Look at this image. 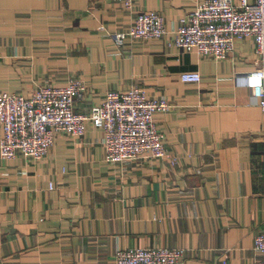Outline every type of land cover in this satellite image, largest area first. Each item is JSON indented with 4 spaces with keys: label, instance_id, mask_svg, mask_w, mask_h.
<instances>
[{
    "label": "crops",
    "instance_id": "obj_1",
    "mask_svg": "<svg viewBox=\"0 0 264 264\" xmlns=\"http://www.w3.org/2000/svg\"><path fill=\"white\" fill-rule=\"evenodd\" d=\"M199 1L0 0L1 90L28 95L78 76L88 110L109 89L143 86L173 104L154 120L178 159L107 163L89 122L82 136L57 133L39 160L0 159V264H114L117 248L135 246L182 247L183 264L260 258L264 115L242 75L264 70V59L250 37L222 60L168 45ZM145 10L160 12L169 32L117 44L112 34ZM188 70L200 80L182 81Z\"/></svg>",
    "mask_w": 264,
    "mask_h": 264
},
{
    "label": "built area",
    "instance_id": "obj_2",
    "mask_svg": "<svg viewBox=\"0 0 264 264\" xmlns=\"http://www.w3.org/2000/svg\"><path fill=\"white\" fill-rule=\"evenodd\" d=\"M117 1L133 9L140 0ZM167 32L163 15L145 10L136 13L128 28L112 34V38L121 44L126 38L148 40L161 38ZM169 33L168 45L215 60L226 59L237 40L250 37L262 62L264 0H200L179 16L177 26ZM179 78L198 82L201 76L196 70H188L180 72ZM242 78L264 115L263 68L245 73ZM88 90L78 76L68 78L62 85L40 84L28 95L0 89V159L22 156L39 160L47 154L57 133L82 136L89 122L102 131L103 160L107 163L141 157L177 163V157L167 153L165 136L154 120L155 113L173 107L170 100L133 85L124 90L109 89L100 102L81 110L79 105ZM49 187H53L51 182ZM253 247L260 258L252 264H264V230L254 236ZM184 254L182 247L117 248L114 264H183Z\"/></svg>",
    "mask_w": 264,
    "mask_h": 264
}]
</instances>
